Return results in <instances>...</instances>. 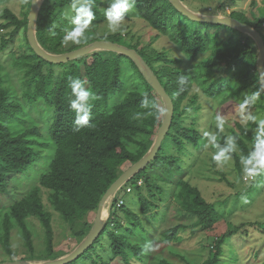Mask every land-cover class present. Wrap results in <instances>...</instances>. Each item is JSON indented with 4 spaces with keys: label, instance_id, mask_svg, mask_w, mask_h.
Returning a JSON list of instances; mask_svg holds the SVG:
<instances>
[{
    "label": "trees",
    "instance_id": "obj_1",
    "mask_svg": "<svg viewBox=\"0 0 264 264\" xmlns=\"http://www.w3.org/2000/svg\"><path fill=\"white\" fill-rule=\"evenodd\" d=\"M30 2L21 0L23 11L20 16L5 8L2 14L5 21L0 22L1 32L10 28V31L0 34V51L16 42L21 30L25 32V42L19 44L24 47L22 55L11 62V68L16 69L14 73H20V85L25 87L22 99L12 87L9 73L0 65V164L4 169L0 171V193L8 190L10 177L7 173L20 174L21 178L27 174L35 177V183L22 197L0 209L2 256L10 259L54 258L60 255L53 248V218L44 204V191L52 209L68 225L75 246L88 232L92 223L89 216L95 215L107 188L150 146L161 124L162 114L158 109L163 108L159 95L126 55L100 51L59 64L39 57L26 38ZM71 2L44 0L41 5L37 17V37L49 51L66 52L103 39L92 33L100 22L106 20L104 13L111 0L106 1L105 7L101 6V0H81L93 7L95 19L87 30L92 33L79 45H62L65 30L72 27L70 19L74 13L70 9ZM134 8L133 15L155 30L154 37L166 36L187 61L186 65L180 66L181 60L167 56L165 51L151 52L147 45L137 49L123 43L142 55L172 99L174 110L170 128L155 159L146 166L150 171L163 169L172 173L182 170L180 162L188 154L189 145L197 149L204 145L207 131L202 132L201 127L196 126L204 105L207 115L211 116L229 99L238 98L245 90L261 87L256 69L257 51L248 35L223 24L191 20L168 0H136ZM227 15L253 25L264 40L260 30L264 28V17L253 23L243 10H231ZM107 40L121 43L115 36ZM180 75L188 79L182 92L179 90L182 86L177 83ZM77 78L83 81L85 89H91L93 93L87 102L91 127L78 132L74 130L76 112L69 103L75 99L70 84ZM262 91L264 93V89ZM259 107L264 109V105ZM29 109L40 118L44 117L47 124L40 127L29 114ZM206 123L211 126L209 118ZM248 123L256 126L255 123ZM236 125L238 130L232 129V135L236 137L240 152L225 154L235 162L242 180L240 158L249 154L248 142L255 141V133L239 122ZM215 132L218 133L216 127ZM225 136L224 132L217 134L220 148L227 146ZM213 148L220 151V148ZM192 166L190 163L182 176L177 178L172 193L179 210L194 217L192 223H178L149 237L150 224L156 219L155 213L149 214L158 208L155 199L157 194L163 193V188L144 168L124 184L125 192L137 198L136 209L124 201L116 207L120 198L116 194L102 232L106 235L103 244L98 237L79 256L82 260L75 259L66 264L88 261L91 264H144V257L151 251L143 252L145 245L149 242L153 245L176 242L180 231L187 228L201 233L202 244L210 239L208 245L204 244L208 248V256L201 264H219L223 243L239 229L228 219L223 221V215L218 213L214 202L208 201L202 189L193 185L188 173ZM138 180H141L140 184ZM252 180L254 178L251 177L249 181ZM128 186L130 191H126ZM145 216H150L151 222L147 225L143 222ZM31 217L40 221L44 251H35L33 231L28 222ZM217 222H221L218 227L215 226ZM241 226H256L264 232V221L242 222ZM13 228H18L22 234L25 245L22 255L12 248ZM217 228H222V232H215ZM105 242H109L110 249L107 260L97 253V248ZM260 247L261 264H264V240ZM170 251L183 263L160 257L159 264H197L186 255ZM117 258L121 263L115 261ZM0 261L5 260L2 258Z\"/></svg>",
    "mask_w": 264,
    "mask_h": 264
},
{
    "label": "rangeland",
    "instance_id": "obj_2",
    "mask_svg": "<svg viewBox=\"0 0 264 264\" xmlns=\"http://www.w3.org/2000/svg\"><path fill=\"white\" fill-rule=\"evenodd\" d=\"M107 0H101V6H106ZM190 8L204 12V13H216L217 8L221 9L222 14H228L231 10H243L248 19L256 23L258 20L264 17V0H183ZM131 4V0H129ZM225 7V9H224ZM5 8H9L17 15H21L23 9L21 7V0H2L0 2V22L5 21L2 17ZM135 8H131L125 15L123 22L117 25L118 31L111 33L108 30L107 20L98 24L95 32H86V38L91 33L92 35L98 34L101 38L107 40L111 36H115L117 41L122 44L133 46L137 49L147 45L149 51H165L167 56L175 59H180V66L186 65V59L183 58L182 53L178 50L177 46L171 43L164 35L154 37L155 30L149 26L141 18H136L133 13ZM69 15H72L71 13ZM264 27V23H262ZM120 29V30H119ZM264 35V28L260 29ZM10 31L4 29L5 33ZM224 32L223 30H221ZM226 35V33H225ZM25 42V32L21 30L17 36L16 42H14L9 48L0 51V65L5 68L11 77L12 87L17 92L18 98L22 99L25 87L20 85L19 74L14 73L15 68H11V62L14 58H18L22 55L24 47H20L19 44ZM149 44V45H148ZM73 44L69 43L67 46ZM262 87V88H261ZM245 90L238 98L229 99L222 106H220L217 112H214L211 116L207 115L206 106L204 105L198 115L196 126L201 127V131L215 132V117L221 115L224 117L225 131L227 135H232V129L238 130L236 122L245 125L251 132L255 133L256 126H251L248 122L245 123L242 120V115L246 116L251 114L257 117V119H264V109L259 105H264V93L262 91L263 86ZM259 90L261 92L260 100L255 105L246 109L243 113L240 109V104L243 102L246 95ZM29 114L34 117L40 127H44L46 119L39 117L32 109L28 110ZM211 121V126H207V119ZM189 119V118H188ZM43 132V131H42ZM249 151L253 149L254 142H248ZM188 154L183 157V161L180 162L182 170L173 171L172 173L166 172L163 169H157L150 171V168H146L147 172L154 177V180H158L163 188L162 194H157L156 201L159 204L158 208L152 210L151 214H156V219L153 224H150L148 232L149 237H153L161 230L174 226L178 223H192L194 217L188 216L178 208L177 202L172 198L174 190V184L178 177L182 176V172L188 169V165L192 163L191 181L193 185L202 189L204 197L210 202H214L215 207L219 214L223 215L222 219L225 221L228 219L231 224L238 227L239 231L233 235H229L227 240L222 245V254L219 264H261L262 252L260 245L264 240V232L257 229L256 226L242 227V222H255L264 221V173L259 174L254 180L249 181L250 177L244 176L242 167V180L239 177L238 170L235 166V162L230 159L222 161H214L212 156L214 153H218L212 145L208 143V137L206 138L202 148L197 149L192 145L188 146ZM237 151L240 152L237 147ZM0 171H4L0 164ZM10 177L8 183V190L5 193H0V209L8 207L13 201L19 199L27 192L31 186L35 183V177L31 174L25 175L21 178L20 174L7 173ZM190 176V175H189ZM170 178V179H169ZM173 178V179H171ZM19 179V180H18ZM117 195L120 196L121 202L136 209L137 198L130 192H125L124 185L117 191ZM44 204L46 208L52 214V226H53V248L57 255H63L70 250V246H74L73 236L70 233L68 225L63 221L58 214L52 209L51 204L47 199V192L42 194ZM95 215H90L89 219L93 221ZM220 219V220H222ZM219 220V221H220ZM30 227L33 231V243L36 252L44 251V233L37 218L31 217L28 219ZM143 222L147 225L150 221V216L143 217ZM222 222V221H221ZM220 223L217 222L219 226ZM92 224V223H91ZM219 224V225H218ZM222 232V228H217L215 232ZM104 232V231H103ZM241 233V234H240ZM11 245L19 255L25 252V245L22 234L18 228H13L11 232ZM180 238L176 242H171L168 245H162L156 243L155 251H150L144 257V264H159L158 258L164 257L170 261L177 263H183L179 256L172 253L170 250L186 255L193 260L194 263L201 264L208 256V248L204 244L208 245V240L202 244L203 239L200 232H191L190 228L180 231ZM204 235V233H203ZM104 233L99 236V241L103 244V240L106 238ZM205 236V235H204ZM204 240V239H203ZM105 245L97 248V253H101L107 260L110 249L108 247L109 242H105ZM109 249V251H108ZM3 249L0 246V260H16L19 257L10 259L8 256H2ZM4 255V254H3ZM28 254H24V256ZM59 255V256H60ZM35 256V255H34ZM35 257H38L36 255ZM76 260H82L81 257ZM120 261L118 260H115ZM1 262V261H0ZM81 264L82 262H78ZM121 263V261H120ZM84 264H91L90 261Z\"/></svg>",
    "mask_w": 264,
    "mask_h": 264
},
{
    "label": "water",
    "instance_id": "obj_3",
    "mask_svg": "<svg viewBox=\"0 0 264 264\" xmlns=\"http://www.w3.org/2000/svg\"><path fill=\"white\" fill-rule=\"evenodd\" d=\"M168 1L179 12L191 20L223 24L248 35L255 43L257 51L256 69L258 71L261 85L264 89V40L260 32L253 25L242 22L227 14L204 13L192 9L183 0ZM43 2L44 0H31L27 14L26 38L29 46L39 57L50 63L59 64L100 51H111L126 55L137 66L146 82L159 95L165 111L162 114L161 124L146 152L137 161L129 165L107 188L98 203L95 217L88 232L72 249L63 255L54 258L5 260L1 261L0 264H66L83 254L104 231L107 220L111 214L117 191L155 159L160 149L161 142L170 128L173 117L174 106L172 99L165 91L153 69L136 49L111 40L97 39L66 52L57 53L47 50L37 37V17Z\"/></svg>",
    "mask_w": 264,
    "mask_h": 264
},
{
    "label": "clouds",
    "instance_id": "obj_4",
    "mask_svg": "<svg viewBox=\"0 0 264 264\" xmlns=\"http://www.w3.org/2000/svg\"><path fill=\"white\" fill-rule=\"evenodd\" d=\"M79 4V6H77ZM136 0H111L110 5L105 9V18L107 20L108 30L111 33L118 31L117 25L121 24L125 18L126 13L133 7H135ZM70 9L74 13L71 16L70 24L72 27L65 30L62 45L67 46L69 43L74 45H79L86 39V32L89 29L92 21L95 19V13L91 4L87 2H81V0H72L70 4ZM120 30V29H119ZM55 33H53L54 35ZM177 83L182 86L179 90L184 91L188 84V79L185 75H180L177 79ZM72 95L75 99L71 100L70 108L75 110L76 119L74 120V130L80 131L82 128L91 127L89 125V107L88 101L90 96H93L91 89H85L83 87V81L79 78L73 80L70 84ZM261 92L259 90L246 95L243 102L240 104L241 112L243 113L246 109L260 100ZM165 110L158 109V112L163 114ZM242 120L247 122H252L256 124L255 129V141L253 149L249 154L241 156L240 161L243 166V172L245 176L255 178L261 173H264V119H257L256 116L250 113L246 116L242 115ZM225 119L221 115L215 117V126L218 133H223L225 131ZM213 132H206L204 135L208 137V143L216 148H220V144L217 142V134ZM226 147L220 148L218 153H214L212 159L214 161H222L230 159V157L225 156V153H232L237 151L236 137L234 135H227L224 137ZM155 251L156 247L149 242L142 248L143 252Z\"/></svg>",
    "mask_w": 264,
    "mask_h": 264
},
{
    "label": "built area",
    "instance_id": "obj_5",
    "mask_svg": "<svg viewBox=\"0 0 264 264\" xmlns=\"http://www.w3.org/2000/svg\"><path fill=\"white\" fill-rule=\"evenodd\" d=\"M224 9H225V8H224ZM216 14H222L220 8H217ZM250 178H251V177H250ZM140 183H141V180H138V184H140ZM130 190H131V187L128 186V187L126 188V191H130ZM120 204H121V199H118V200H117L116 207L120 206Z\"/></svg>",
    "mask_w": 264,
    "mask_h": 264
}]
</instances>
